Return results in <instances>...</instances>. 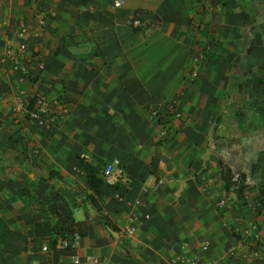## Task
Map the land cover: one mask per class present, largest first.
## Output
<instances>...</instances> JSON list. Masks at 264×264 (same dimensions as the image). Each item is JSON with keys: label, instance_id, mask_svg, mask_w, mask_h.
<instances>
[{"label": "crops", "instance_id": "1", "mask_svg": "<svg viewBox=\"0 0 264 264\" xmlns=\"http://www.w3.org/2000/svg\"><path fill=\"white\" fill-rule=\"evenodd\" d=\"M136 9L158 14L162 27L135 32ZM38 10L50 16L43 29ZM22 43L31 48L17 64L11 52ZM207 44L213 56L189 80ZM263 66L264 0H0V215L29 241L14 257L0 247V264H72L71 254L103 264L207 263L233 248L245 253L248 229L263 241ZM182 93L184 119L163 138L154 111ZM37 94L69 104L70 116L53 130L29 122L24 109ZM93 157L118 161L130 178L104 180L101 213L79 166ZM221 160L246 175L244 200L226 192ZM216 185L247 204L215 209ZM55 226L82 231L76 249L42 251Z\"/></svg>", "mask_w": 264, "mask_h": 264}, {"label": "built area", "instance_id": "2", "mask_svg": "<svg viewBox=\"0 0 264 264\" xmlns=\"http://www.w3.org/2000/svg\"><path fill=\"white\" fill-rule=\"evenodd\" d=\"M116 5L119 4L116 3ZM49 19V14L41 10L37 11V25L39 29L45 28ZM134 24L138 25L139 23L135 22ZM28 33L29 30L25 26H22L20 29V38L25 39ZM214 46L215 44H207L195 52L192 58L193 67L188 71L186 78L189 80H195L198 78L199 73L197 67L202 61L213 56L212 53L214 52ZM26 48L27 45L22 43L19 45V51L17 53L11 52L17 64L20 61L18 54L21 52L23 53ZM39 70L43 71L44 66L40 65ZM182 97L183 93L173 100L162 103L160 107L154 111V115L162 126L161 135L163 138H169V131L173 123H180L184 119V113L181 108ZM33 100V104L30 107H25L23 116L29 122L44 126L47 130L57 128L68 118V116H70L72 111L70 105L66 102L49 99L43 94H37ZM101 177L112 186L117 184H130V178L126 175L124 169L120 166L118 161L107 163L103 167ZM252 231L253 230L249 231L248 229L243 232L246 239L245 241L249 243L248 249L243 254L238 255L236 250L233 248L227 252L224 258L216 261L201 263L198 259L184 257L181 259V264H258L261 260L258 249L262 250L263 248H259L261 245L259 244L258 234L255 231ZM80 239L81 235L79 232L72 229L64 237L56 236L51 241L50 245L42 247V251L69 252L76 249ZM209 245L208 241H204L203 250H208ZM70 257L72 264H103L102 261L95 258L83 260L78 254H71Z\"/></svg>", "mask_w": 264, "mask_h": 264}, {"label": "trees", "instance_id": "3", "mask_svg": "<svg viewBox=\"0 0 264 264\" xmlns=\"http://www.w3.org/2000/svg\"><path fill=\"white\" fill-rule=\"evenodd\" d=\"M244 20L247 22L245 14ZM135 22H138L139 24L135 25ZM129 26L132 27L135 32L146 33L160 29L162 27V19L158 14L150 10L136 9L132 19L130 20ZM27 48L29 49L31 47L27 45ZM262 69L264 70V66ZM260 86L263 88L264 93V79L260 81ZM104 165L105 162L97 157H93L92 163L85 162L83 159H80L79 163L80 168L85 171L87 175V189L90 191V194L86 195V199L90 200L98 213H101L102 211L100 201H102L104 196L102 187L105 183L101 177ZM219 165L220 177L224 183L226 192H233L239 201L244 200L245 190L248 187V184L246 183V175L243 173L236 175L232 168L222 160L219 162ZM72 226L74 227L75 225L72 223ZM68 231L70 230L55 226L53 233L57 237H64ZM77 231L80 235H83L82 231L78 229ZM233 235L234 237H238L235 233H233ZM28 244L29 241L26 235L11 229L0 215V247H4L6 251L14 257L27 252L29 249Z\"/></svg>", "mask_w": 264, "mask_h": 264}, {"label": "rangeland", "instance_id": "4", "mask_svg": "<svg viewBox=\"0 0 264 264\" xmlns=\"http://www.w3.org/2000/svg\"><path fill=\"white\" fill-rule=\"evenodd\" d=\"M187 74H188V71H187ZM186 74V75H187ZM244 93H246V90L244 89V88H241L240 89V94H244ZM237 111H241L242 112V106L240 105L239 106V108H238V110ZM240 112V113H241ZM204 186V185H203ZM205 187V186H204ZM215 188V190L218 192V191H221L222 192V195L220 196V198L216 201V202H214V208L215 209H218L219 211H221V209H223V210H225V209H229L230 207H233V206H235V204H237L238 206L237 207H240V206H242V204H243V206H245L247 203H237L236 202V200L235 199H233V200H235V202H231L230 201V195H228L226 192H224V189H222L221 187H219V186H217L216 185V187H214ZM259 202H261V201H259ZM222 212V211H221ZM260 241H262V239L260 240L259 239V244L262 246H264V239H263V241L262 242H260ZM258 245V244H257Z\"/></svg>", "mask_w": 264, "mask_h": 264}, {"label": "water", "instance_id": "5", "mask_svg": "<svg viewBox=\"0 0 264 264\" xmlns=\"http://www.w3.org/2000/svg\"><path fill=\"white\" fill-rule=\"evenodd\" d=\"M110 232L112 233V235H113L114 237H118V234H117L115 231L110 230Z\"/></svg>", "mask_w": 264, "mask_h": 264}]
</instances>
